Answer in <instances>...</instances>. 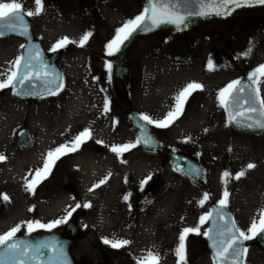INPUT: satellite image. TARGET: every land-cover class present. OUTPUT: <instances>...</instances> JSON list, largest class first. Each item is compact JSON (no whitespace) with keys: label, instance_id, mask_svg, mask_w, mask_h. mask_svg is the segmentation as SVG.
Listing matches in <instances>:
<instances>
[{"label":"rangeland","instance_id":"rangeland-1","mask_svg":"<svg viewBox=\"0 0 264 264\" xmlns=\"http://www.w3.org/2000/svg\"><path fill=\"white\" fill-rule=\"evenodd\" d=\"M0 2L10 3L12 0ZM16 2L21 3L25 11L35 9L34 0ZM43 5L40 15L28 18L34 36L42 42L46 52L53 53L52 46L65 37L74 42L66 43L68 50L58 61L63 73V88L58 94L38 100H20L9 93L8 87L0 89V117L5 102L9 107L16 106L20 110L18 122L8 137L0 138V155L5 157L0 161V235L16 225L21 227L15 236L63 227L66 223L51 229L37 227L32 232L26 230L28 221L50 224L62 219L70 206L87 203L91 207L78 208L69 218H77L78 227L84 233L73 250L77 264H99L103 255L109 257L111 264H124L125 261L129 264H137L138 261L151 264L145 259L149 252L159 256L158 264H169L167 259L170 257L174 256L177 260L175 248L181 231L197 226L201 234L186 235L185 264H213L203 240L210 206L219 203L227 191V207L237 210L246 225L249 224L248 211L259 219L261 209H264V204L249 201L258 193L264 194V134L252 136L230 128L224 105L217 99L221 90L236 81L243 71L255 70L264 64V5L242 7L223 19L203 20L184 30L163 31L140 40L133 49L124 89L117 88L114 82L116 52L107 55L105 46L114 38L117 28L144 11L143 0H43ZM60 16L69 21L89 17L93 26L66 31L65 28H68L62 22L59 27L63 29V34L52 38L55 25H58L55 19ZM112 16L115 19L113 32L104 34L113 22ZM85 32L92 35L80 47L78 42ZM22 44L24 42L17 38H0V51L8 53L9 60L8 70L0 81L16 71L13 62L21 55ZM46 44L50 47L47 48ZM249 47L251 54L243 55ZM62 48L57 50L62 51ZM209 59L214 65L212 69L208 67ZM106 63L112 65L111 71L106 69ZM205 65L208 70H203ZM199 70L203 77L198 84L202 88L190 90L179 118L167 128L148 124L162 140L164 150L161 154L144 153L138 145L119 157L111 151L113 145L136 142L135 134L125 120L128 111L148 115L153 120H163L169 111H175V98L188 83H178L171 78L169 86L159 92L158 76H176L179 73L195 76ZM74 78L81 80L87 95L85 117L83 119L80 113L75 125L81 132L89 129L91 138L85 139L76 151L66 149L55 160L47 178L32 193L41 213L33 211L30 216L24 217L29 201L25 200L24 207L23 193H11L10 189H6L5 182L23 179L26 184L32 178L14 174L10 161L16 152L35 150L42 124L38 117L44 113L55 114L62 108L65 96L74 91ZM257 89L260 98L264 99V77L258 80ZM105 98L109 100L108 112L103 110ZM163 103H168V108ZM197 115L202 127L190 135L183 134L182 128L189 127V122ZM43 125L45 127L46 123ZM32 126L38 129L32 130ZM66 126V129L60 125L56 130L46 131L44 134L48 138L45 140L73 147L77 135L63 137L71 131L72 124L67 123ZM23 128L30 131L33 139L31 149L22 148L17 141V132ZM94 145L103 147L105 152L96 154L92 150ZM169 149L195 155L205 170L204 183L196 184L174 170L167 160ZM249 163L256 167L247 169ZM121 165L125 169H121ZM226 171L230 175L222 182L221 177ZM240 171H245V175L234 179ZM149 176L151 179L141 189V181ZM101 180L105 181L100 185L105 187L102 192L107 201L104 210H98L94 205L97 187L93 186ZM71 187L76 188L78 197L69 194ZM90 188L93 189L91 192ZM137 193L143 194L144 198L137 199ZM205 193L209 194L208 199L201 206L199 201ZM3 195L9 199L3 200ZM125 196H128L127 200ZM202 216L205 217L204 222L200 220ZM166 226L173 228L171 237L167 235L169 228H166L160 238L158 232ZM174 233L177 236L173 239ZM104 238L128 240L130 243L115 249L105 245L102 242Z\"/></svg>","mask_w":264,"mask_h":264},{"label":"snow or ice","instance_id":"snow-or-ice-1","mask_svg":"<svg viewBox=\"0 0 264 264\" xmlns=\"http://www.w3.org/2000/svg\"><path fill=\"white\" fill-rule=\"evenodd\" d=\"M203 2V0H201ZM209 6H215L214 12H208L205 10H201L197 13H192L193 15H199L201 17H207L210 15H216L220 17H226L232 14L237 8L241 7H252L256 4L264 5V0H207ZM35 9L34 10H23L22 4L16 2V0H12L10 3H2L0 2V36L5 34L4 30L14 31L18 35L28 36V26L24 23V18L38 16L43 11V0H34ZM186 17L177 15V11L175 6L171 3V0H149V7H146L140 15L136 16L132 20H128L125 24L116 29V34L114 38L105 46L106 54L111 56L114 52H119L123 45L137 32V31H152L155 28L161 26L162 24L171 23L176 25L178 28L185 23ZM149 22L151 26H149ZM19 26V31H17V27ZM92 35L91 32H85L79 39L78 46L82 47ZM74 41L69 40L67 37L57 41L56 44L52 46V51H56L58 47L66 46V43H73ZM25 45H21V48H24ZM251 47H249L243 55L248 56L251 54ZM23 60V71L21 72V61ZM13 67L17 69L16 72H13L11 75L7 76L6 79L0 81V89H4L6 87H11L13 90V95H22L28 94L23 93L18 90V85H24L25 81L31 82L33 78L40 79V70L42 67H46L43 64L42 59L40 58L39 50L37 49L34 53H30L26 57L18 56L16 60L13 62ZM106 69L111 71L112 65L106 63ZM209 69H212L214 65L212 64L211 59L208 61ZM34 72V76H33ZM257 74L261 77H264V64L259 65L255 72L249 74L248 79L250 81L256 82ZM47 73H45V76ZM61 80V78L57 75L54 78V81ZM240 81H233L230 83L225 89L221 90V94L218 95L217 99L220 101L221 105H228L231 103H239L240 97L238 95H234V93H238L239 91H243V89H235L234 85H239ZM34 87V85H33ZM63 87L62 81L60 83H56V87H48L47 92L49 95H55L58 91ZM245 87H248L247 85ZM202 85L198 83H189L184 88H182L178 95L176 96V109L175 111H169L168 114L164 117L163 120H153L148 115L141 114L139 119L146 122V124H154L157 128H167L171 123L175 121V119L179 118V115L183 112V104L187 99V96L191 94L190 90L200 89ZM232 90V91H229ZM226 94V95H225ZM223 97V98H222ZM246 102L248 103L247 111L250 113L259 112L260 117L264 118V99L260 98L259 89L255 91V95L253 96L252 90L249 88V93L246 98ZM259 106V108L257 107ZM104 112L109 111V100L105 98L104 100ZM227 111V108L225 109ZM238 127H251L252 125H241L239 121H233ZM256 127L260 129H264V119H259L255 121ZM141 131L145 132L143 138L138 137L135 143L132 144H123V145H113L111 147V151L116 153L119 157L123 152L130 150L131 148H135L137 144H145L146 146H151L152 138L147 135L146 130L141 126ZM91 132L89 129H85L79 135L74 138L73 147L69 148L67 145H61L60 147L49 151L46 154V158L44 161V165L42 168H37L35 170V175L30 181H27L25 184V190L29 193H34L36 186L43 180L46 179L48 174L51 171L52 164H54L56 159H59L60 155L65 153V150L76 151L80 144L85 142V139L91 138ZM97 143H101L97 141ZM5 157L0 155V161H3ZM256 165L253 163H249L247 165V169H253ZM175 170V169H174ZM198 171V170H195ZM229 173L226 171L223 173L221 179L222 182L225 177H229ZM245 175V171H240L236 173L234 179H240ZM151 177H147L145 180L141 181V189H143L144 185L150 180ZM105 181L101 180L98 184L93 187H99ZM93 189H89L91 192ZM208 193L203 195V198L199 201V204L202 206L204 202L208 199ZM224 198L219 201L221 208L227 207V197L228 192L225 191L223 193ZM2 199L7 201L9 198L7 195H3ZM125 200L128 199V196L124 197ZM89 208L90 204L77 203L74 206H70L68 210H66V214L62 219H57L52 221L50 224H41L39 221H28L26 224V230L28 232L34 231L37 227L42 229H51L56 225L67 223L69 218L72 216L73 212L78 208ZM31 212L32 209L29 208ZM211 215V214H209ZM223 219V216L220 217ZM201 222H204L205 217L200 218ZM21 225H16L10 231L0 235V246L3 247V251L0 252V264H17L18 261H21V258L26 256V253L31 249L33 256H46V251L49 247L47 244H38L35 247H31L28 244H25L23 241H15L9 243V241H13L16 233L20 230ZM224 231L229 233L227 240V247L217 248V242L213 241V248L215 250L216 255H222L227 253L229 256L233 258V264L240 257H243L248 249L243 247L244 241H249L256 239L258 237L264 238V209H261V213L259 219H253L251 225L248 227L247 232L242 231L238 227L235 226V222L232 221L225 226ZM188 233H196L201 234L199 231V227L193 228H184L178 238V245L175 248V255L177 256V264H184L185 259V240L186 235ZM203 235L209 239H213L212 236L209 235V232H204ZM105 245H110L112 248L119 249L124 247L130 243L128 240H110L108 238H104L102 241ZM218 243L223 244L224 241H219ZM230 250V251H229ZM60 255L63 256V249L58 250ZM147 261H150L151 264H158L159 256L154 255L149 252ZM63 264V261H61ZM137 264H141L140 261ZM215 264V260H214ZM242 264V262H241Z\"/></svg>","mask_w":264,"mask_h":264},{"label":"water","instance_id":"water-1","mask_svg":"<svg viewBox=\"0 0 264 264\" xmlns=\"http://www.w3.org/2000/svg\"><path fill=\"white\" fill-rule=\"evenodd\" d=\"M145 3V8L149 7V0H143ZM171 3L175 6L177 11V15L185 16L186 20L183 25L179 28L171 23L162 24L161 26L155 28L152 31H137L122 47L119 52H116V57L113 63V77L117 88L123 89L126 86L128 74H129V64L133 53V48L135 44L143 38L151 36L161 31H178L183 30L191 25L206 19H223L226 17H220L216 15H210L207 17H201L199 15H193L192 13H197L201 10H205L208 12H214L215 6H209L207 0H171ZM256 4L254 6H257ZM144 8V9H145ZM238 9V8H237ZM24 23L28 26V36L18 35L14 31L4 30L5 34L0 36V38L4 37H16L24 40L25 47L22 49L21 57H26L30 53H34L37 49L39 50L40 58L43 61V64L46 67H42L40 70V79L33 78L31 82L25 81L24 85H18V90L22 91V95H13V90L9 87L10 93L16 98L20 99H37L51 96L47 92L48 87L55 88L56 83H60L62 80V73L59 70L56 61L60 56V52H55L51 56H47L44 52V49L41 43L38 40H35L33 37L32 29L30 22L27 17L24 18ZM149 26H151L149 22ZM17 31H19V26L17 27ZM64 51H67V47L63 48ZM23 60L21 61V69L23 71ZM255 70H246L244 71L240 77L236 81H240L239 85H234L235 89H243V91H239L238 93H234V95H238L240 97L239 103H231L228 105H224V108H227L226 116L229 126L238 131L252 135H261L264 133V129H260L256 127L255 121L259 119H264L260 117L259 112L250 113L247 111L248 103L246 102V98L249 93V88L252 90L253 96L256 91V83L259 79V75L256 76V82L250 81L248 79L249 74L254 73ZM45 73L47 75L45 76ZM59 76L61 80L54 81L56 76ZM34 76V72H33ZM34 85V87H33ZM248 87H245V86ZM61 90V89H60ZM59 90V91H60ZM58 91V92H59ZM232 91V90H229ZM226 95V94H225ZM259 108V106L257 105ZM139 115L133 111H129L125 115V119L129 124L130 128L133 130L136 136V140L138 137L143 138L145 132L141 131V126L146 130L148 136L152 138L151 146H146L145 144H138L140 149L144 152L151 154H159L162 152V146L152 134L150 128L147 124L139 119ZM233 121H239L241 125H252L251 127L237 126ZM18 141L21 146L24 148H30L32 146V141L27 129H23L18 132ZM93 151L95 153L101 154L104 152V149L100 146H94ZM167 159L172 167L181 173L183 176L191 180L196 184H201L205 180V173L202 165L196 159L195 156L178 151V150H169L167 154ZM198 170V171H195ZM70 193L72 196H79L76 189L71 188ZM210 214L208 218V229L209 235L213 237V239L205 238V247L209 251L212 261L215 264H233V258L229 256L227 253L222 255H216L215 250L213 248V241L217 242V248L227 247V240L229 233L224 231L225 226L232 222V218L230 213L226 208H221L219 203H214L210 209ZM223 216V219L220 217ZM83 232L78 228L76 219H72L69 223L58 229L51 230L48 232L34 234L31 236L25 237H17L13 238V241H9V243L15 241H23L25 244L30 245L31 247H35L38 244H47L49 247L45 249L46 256H33L31 249L26 253V256L21 258V261H18L17 264H75L73 259L71 249L75 245V243L83 237ZM258 240L262 244L264 242V238L258 237ZM219 241H224L223 244L218 243ZM243 247H245L243 242ZM63 249L64 255L61 256L59 253V249ZM3 251V247L0 246V252ZM230 251V250H229ZM244 263V256L240 257L239 260L235 262V264ZM102 264L104 262L102 261Z\"/></svg>","mask_w":264,"mask_h":264},{"label":"bare ground","instance_id":"bare-ground-1","mask_svg":"<svg viewBox=\"0 0 264 264\" xmlns=\"http://www.w3.org/2000/svg\"><path fill=\"white\" fill-rule=\"evenodd\" d=\"M108 8L112 10L110 7ZM111 20L113 22L111 23L110 26H108L107 28L108 31H105L104 34H107L108 32L112 34L114 26H115V19L113 16ZM62 22H65V27L68 28V29L65 28L66 31H79L80 29H82L83 26H86L87 28H90L91 26H93L92 18L89 19V17L84 16V17H80L76 19L75 21H69L68 19L60 16L55 19V24H58V25H55V30L52 32V35H51L52 38H57L58 36L63 34L62 33L63 29L59 27L60 26L59 23H62ZM46 46L47 48L50 47L48 44H46ZM8 67H9L8 53H5L4 51H0V79L3 78L4 74L8 70ZM203 70H208L207 65L204 66ZM161 75L162 76H158V79H157L158 85L160 87L159 92L163 91L165 88L169 86L171 82V78L177 80L178 83L187 82L189 84V83H192V81H196L198 83L199 79L203 77L200 70L197 74H195V76H191V74H186V76H184L180 73L176 76H172L169 74L168 75L161 74ZM73 82L75 86L74 91L72 94L65 96L62 108L56 110L55 114L48 115L44 113V115H40L38 117V119L40 120V123L42 124L40 125L41 127L39 128L40 131H39V135L37 138L35 150L32 152H28V153H20V152L14 153V156L10 161V168L14 172V174L16 173V175H21L25 178H33V176L35 175V170L37 168H42L44 165V161L46 158L45 152L47 150L52 151L61 145L55 141H46L45 138L46 139L48 138L47 135L44 134L46 131L56 130L60 128V125H62L64 129H66L67 127L66 124L71 123L72 124L71 131L68 133L67 136H65V134H63L62 136L65 138L66 137L68 138V137H71V135L76 136L81 133V131L78 130L79 127L75 125V121L80 113H82L81 117L83 119L85 117L84 115H85L87 95L83 91L84 86L80 79L74 78ZM163 105L165 108H168L169 106L168 103H163ZM19 111L20 110H18L16 106L9 107V104L5 102V108L2 111V115L0 117V138L8 137V135L12 131V128L18 122V119L20 117ZM44 122L46 123L45 127L43 125ZM198 127L199 128L202 127V124L199 120V116L197 115L194 119H192L189 122V127L182 128V132L183 134L190 135L194 133L196 130H198L199 129ZM31 128L32 130L38 129L35 126H32ZM93 130L95 131V128ZM120 167L121 169H125L124 165H121ZM5 185H6V189H10L11 193L14 191L23 193L24 197H23L22 202L24 203V207H25V200L29 201L30 204L26 206V209H24V212H23L24 217L30 216L33 213V211H36L37 213H41V209L39 206L36 205L35 198L33 197L32 193H29L26 190H24L25 183L23 179H20L19 182L15 180L7 181L5 182ZM104 190H105V187L104 185H102V186L97 187L95 191L94 202L96 204L94 203V205L98 210H104L106 202H107L105 195H102V192ZM249 201L250 203L255 201L254 203L257 202L258 204L262 205L264 204V194L258 193L255 196L250 197ZM29 208L32 209L31 212L29 211ZM58 208L61 209L62 207L58 206ZM166 228H169V227L166 226L160 229V231L158 232V236L160 238L163 237L162 235L165 234ZM172 230L173 228L172 229L169 228V230L167 231V235H170V237H171ZM176 236L177 235H175L174 233L172 235V238L174 239L176 238ZM158 243L161 244L159 241ZM174 247H176V245H174ZM167 261L170 262L169 264H177V260H175L174 256L167 259ZM184 264H185V260H184Z\"/></svg>","mask_w":264,"mask_h":264},{"label":"flooded vegetation","instance_id":"flooded-vegetation-1","mask_svg":"<svg viewBox=\"0 0 264 264\" xmlns=\"http://www.w3.org/2000/svg\"><path fill=\"white\" fill-rule=\"evenodd\" d=\"M152 132L154 133L153 130H152ZM154 134H155V136H158L156 133H154ZM157 138H159V137H157ZM159 140L162 143V140L161 139H159ZM136 197H137V199H143L144 195L137 193ZM228 210L230 211V215L232 217V220L235 222V226L238 227L239 229H241L242 231H245V232H247V229L251 225L253 219H255L257 217L256 214H252V211H250V212L248 211L247 217H249V224L246 225V223H243L244 220L242 219L241 216H239L237 210H233L230 208H228ZM208 213H209V210H208ZM249 213H251V215ZM207 217H208V214H207ZM204 232H206V228H205ZM17 236H21V235H17ZM77 243L73 247L72 253H73V250H75ZM244 243H245V247L248 249L247 253L245 254L244 264H264V242L261 244L260 241L258 240V238H256L253 240L244 241ZM102 258L109 260V257H107L106 255H103L100 258V260ZM100 260H99V264H100ZM124 264H129V262L125 261Z\"/></svg>","mask_w":264,"mask_h":264}]
</instances>
